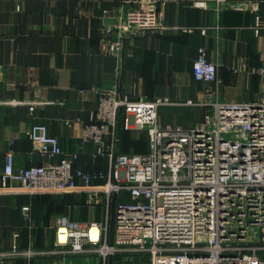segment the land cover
<instances>
[{"label":"crops","instance_id":"obj_1","mask_svg":"<svg viewBox=\"0 0 264 264\" xmlns=\"http://www.w3.org/2000/svg\"><path fill=\"white\" fill-rule=\"evenodd\" d=\"M164 1L165 29L126 36L116 57L104 28L115 21L121 0H0V177L8 150L15 172L49 162L32 151L27 131L33 124L47 127L74 169L103 175L92 180L93 186L106 182L108 154L147 153L148 134L123 111L104 154L83 141V127L98 107V91L134 101L167 98L170 104L158 109V124L183 128L202 121L211 110L207 102L260 99L264 0ZM252 5L260 15L258 26ZM200 50L218 66L219 85L193 78ZM113 196L108 206L102 191L93 197L82 190L35 194L7 182L0 188V253L5 254L0 264H108L109 257L111 264H151L147 255L123 252L104 259L94 252L69 253L56 244L60 217L81 226L107 223L109 243ZM119 201H129L128 193L117 195L115 205Z\"/></svg>","mask_w":264,"mask_h":264},{"label":"built area","instance_id":"obj_2","mask_svg":"<svg viewBox=\"0 0 264 264\" xmlns=\"http://www.w3.org/2000/svg\"><path fill=\"white\" fill-rule=\"evenodd\" d=\"M164 4V0H121L115 21L104 28L110 53L120 55L126 36L165 29L160 10ZM251 10L258 26V10L253 5ZM261 53L264 59V48ZM217 71L200 50L192 65L193 78L219 85ZM97 95L98 107L91 123L83 127V141L104 154L107 137L114 138L117 116L123 111L148 134L147 153L108 154L106 182L93 186L92 180L103 175L74 169L47 127L33 124L27 131L32 151L49 162L15 172L8 150L0 188L16 182L35 194L82 190L93 197L102 191L108 206L112 195L128 193L129 201L114 207L112 244L107 223L81 226L66 217L57 219L56 244L69 253L94 252L104 259L135 253L149 256L151 264H264V92L253 102H207L204 105H211V110L191 128L158 124V109L170 104L167 98L134 101L116 97L113 91Z\"/></svg>","mask_w":264,"mask_h":264},{"label":"water","instance_id":"obj_3","mask_svg":"<svg viewBox=\"0 0 264 264\" xmlns=\"http://www.w3.org/2000/svg\"><path fill=\"white\" fill-rule=\"evenodd\" d=\"M119 137V133L117 134V139ZM115 197L116 195L113 196V201H112V215L110 218V223H109V244L113 243V227H114V207H115ZM108 264H111V257L108 259Z\"/></svg>","mask_w":264,"mask_h":264},{"label":"bare ground","instance_id":"obj_4","mask_svg":"<svg viewBox=\"0 0 264 264\" xmlns=\"http://www.w3.org/2000/svg\"><path fill=\"white\" fill-rule=\"evenodd\" d=\"M91 232H92V234H96V233H97V229H96V227H93V228L91 229Z\"/></svg>","mask_w":264,"mask_h":264}]
</instances>
